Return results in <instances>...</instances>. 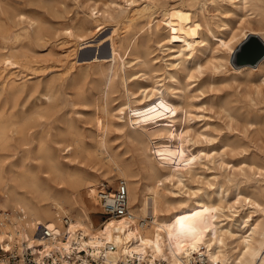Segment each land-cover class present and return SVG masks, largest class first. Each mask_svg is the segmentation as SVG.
I'll return each instance as SVG.
<instances>
[{"label":"rangeland","instance_id":"1","mask_svg":"<svg viewBox=\"0 0 264 264\" xmlns=\"http://www.w3.org/2000/svg\"><path fill=\"white\" fill-rule=\"evenodd\" d=\"M204 2L202 5L193 0H0V21H6L16 32L27 29L30 35L20 44L27 63L17 60L3 73H12L17 82L38 83L39 89L49 81L56 83L54 112L37 119L38 125L29 129V133H45L50 145L59 150L61 160L74 167L78 165L77 159L72 160L61 150L64 145L61 133L71 125L87 142L103 138L107 149L130 165L141 182L152 174L149 164H157L158 173L167 177L164 189L170 198L175 195L168 193L178 192L179 188L184 193L199 190L197 194L222 185L228 194L223 198L224 212L250 210V204L242 200L235 203V209L227 208L237 193L259 195L264 187V82L254 66H242L251 70L237 73L236 69L242 67L232 59L233 52L228 56L219 40H227L231 32L239 35L241 29L247 28L263 33L262 26L256 23L261 19V3L248 0L246 6L251 10L247 11L249 16H244L246 11L238 10L239 2L235 0ZM145 3L154 6L150 24H137L122 40V46L118 47L120 58L107 86L104 76L87 65L94 58L107 61L109 37L121 31L119 17ZM172 9L176 11L174 15H183L185 20L175 24L174 38L164 32L166 18L162 15ZM187 16H194L195 21L204 17L214 36L206 32L207 41L199 43L190 31ZM29 20L46 30L45 42L35 40V24L29 27ZM80 22L85 27L81 33L76 29ZM62 27H69L68 33ZM82 40L86 44L77 47L76 58L66 55ZM133 41L137 48H126ZM85 52L92 58L81 60ZM73 60L72 70L69 65ZM26 65L37 66L41 71H29ZM79 77L87 101L75 93L73 79ZM145 88L156 91L144 98ZM95 98L105 103L107 120L97 118ZM121 106L125 109L118 114ZM139 133L145 135L144 139L137 136ZM177 157H184L186 162L178 168L184 186L178 185L175 175L169 177ZM83 164L80 166L107 185L102 177L104 167ZM53 176H50L52 184L57 185L58 179ZM116 183L117 180L109 188ZM89 198L97 209L91 214L93 225L102 228L105 220L101 221L94 197L81 192L76 200L86 202Z\"/></svg>","mask_w":264,"mask_h":264},{"label":"bare ground","instance_id":"2","mask_svg":"<svg viewBox=\"0 0 264 264\" xmlns=\"http://www.w3.org/2000/svg\"><path fill=\"white\" fill-rule=\"evenodd\" d=\"M193 1L205 4L204 0ZM235 1L239 2L237 9L243 11L242 13L246 11L244 14L246 16L247 11L251 10L246 6L248 0ZM255 1L261 3V19L256 23L262 26L263 33L248 28L241 29L239 35L230 31L227 40H219L227 50L228 56L232 52L234 54L235 46L248 35L258 36L264 44V0ZM153 7L150 3H145L120 16L121 31L115 33L113 30L115 36L109 37L110 54L106 55L107 61H104V58L103 61H97V58L93 57L94 61L87 65L97 69L98 73L104 76L105 85L109 86L112 73L114 74V65L120 58L118 47L122 46V40L132 33L137 24L141 22L150 24ZM175 13L173 9L162 13L166 18L164 32L172 38L177 35L175 24L179 25L185 21L183 15L177 16ZM194 18L187 16L190 31L197 37L199 43L207 41L206 32L212 34L209 23L204 17L200 21H195ZM33 24L35 22L29 20V27ZM76 27L80 33L85 30L82 22ZM12 28L6 21H0V66L4 67H0V209L12 213L21 211L22 219L19 221L13 213L6 221H0V241L4 238L7 240L3 242L5 251L10 249L11 243H19L21 240H25L29 248L39 246L41 243L32 238V231L36 224H43L54 233H67L66 242L57 247L61 254L69 251L68 247L72 242L77 244L78 248H91L92 254L97 253L107 243L113 244L116 250L112 255L105 254L106 264L112 263L110 256L121 258L127 255L146 258L150 262L158 261L155 264H162L161 262L190 264L196 256H204L208 264H264V187L259 195L237 193L235 201L227 208L235 209V203L242 200L250 204V210L235 209L226 213L223 211L225 207L223 198L228 194L222 185H217L212 191H201L197 194L199 190L184 193L179 188L178 192L168 193L175 195L170 198L164 189V180H167V177H162L158 173L157 164H149L152 174L147 177L146 182H141L130 165L122 163L117 154L107 149L103 138L87 142L75 127L69 125L61 133L64 136L61 150L68 153L67 157H71L72 160L77 159L78 165L68 167L61 160L59 150L50 145L45 133H29V129L32 130L38 125L37 119L54 112L56 104L53 96L56 83L49 81L39 89L38 83L29 84L28 80L17 82L12 73H3L9 66L15 65L17 60L26 62L24 60L26 55L21 51L20 44L24 39L30 38L28 30L16 32ZM68 29L69 27L61 28L63 32H67ZM33 32L35 40L40 44L47 40L46 30L37 23ZM235 40L237 43L233 47ZM68 43L64 42L66 45ZM85 44L83 40L82 43L74 44L71 50H67L66 55L75 57L77 47L79 45L84 47ZM126 48L136 49L137 44L135 41L128 42ZM190 55V60H193V55ZM91 58L89 55L80 59ZM74 64L75 61L71 62L69 68L72 69ZM254 67L264 82V55ZM25 68L33 72L36 69L41 71V68L37 66L33 68L32 65H26ZM249 70H251L249 67H242L237 68L236 72L243 74ZM81 78L73 79L76 84L74 90L78 97L87 101L88 96L79 86ZM155 91L153 88L142 89L144 98L153 96ZM157 91L160 90L157 88ZM159 94L163 97L162 91ZM93 104L97 108V118L107 120L103 100L95 98ZM124 109L125 106H121L117 113H123ZM137 136L144 139L145 135L139 133ZM184 157L176 158L169 175L177 177L179 186L185 185L178 170L185 162ZM83 163L104 167L105 173L102 177L107 185L101 184L98 178L91 174L92 172L89 173L81 167ZM53 175L58 179L57 185L52 184L50 176L52 178ZM116 180H122L126 184L131 219H106L102 228H95L91 214L96 213L97 209L93 205V200L89 198L86 202L77 201L76 197L81 192L87 193L94 197L98 206V194L107 190ZM97 184L100 186L95 190ZM61 215L68 217L67 226L60 223Z\"/></svg>","mask_w":264,"mask_h":264},{"label":"built area","instance_id":"3","mask_svg":"<svg viewBox=\"0 0 264 264\" xmlns=\"http://www.w3.org/2000/svg\"><path fill=\"white\" fill-rule=\"evenodd\" d=\"M99 214L101 221L106 219H131L130 206L128 204V191L126 184L122 180H118L115 187L102 191L98 194ZM17 219H22V212H13ZM8 210L0 209V221H6L10 214ZM59 221L62 226H67L68 217L61 215ZM32 238L39 240V246L29 248L25 240L19 243H11L10 249L5 251L3 242L0 241V264H106L105 254L112 255L116 246L113 244H105L95 254H92L91 248H78L74 242L68 247L69 251L61 254L57 249L59 244L66 242L67 233H54L51 228L43 224H36L32 231ZM46 245L47 247H44ZM111 264H155L158 261H149L146 258H138L136 256H123L117 258L110 256ZM165 264V262H161ZM190 264H207L204 256H196Z\"/></svg>","mask_w":264,"mask_h":264},{"label":"water","instance_id":"4","mask_svg":"<svg viewBox=\"0 0 264 264\" xmlns=\"http://www.w3.org/2000/svg\"><path fill=\"white\" fill-rule=\"evenodd\" d=\"M103 53V52H102ZM87 52L83 56H88ZM264 55V44L258 36L248 35L235 49L232 59L237 65L255 66Z\"/></svg>","mask_w":264,"mask_h":264}]
</instances>
